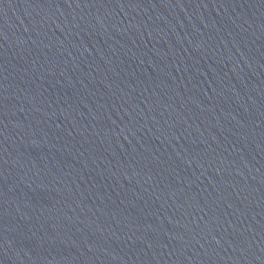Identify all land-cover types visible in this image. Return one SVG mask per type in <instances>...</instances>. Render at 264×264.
<instances>
[{
	"label": "water",
	"instance_id": "water-1",
	"mask_svg": "<svg viewBox=\"0 0 264 264\" xmlns=\"http://www.w3.org/2000/svg\"><path fill=\"white\" fill-rule=\"evenodd\" d=\"M0 264H264V0H0Z\"/></svg>",
	"mask_w": 264,
	"mask_h": 264
}]
</instances>
